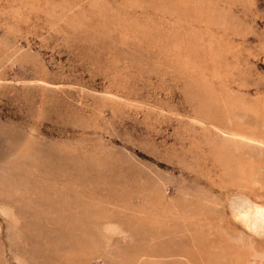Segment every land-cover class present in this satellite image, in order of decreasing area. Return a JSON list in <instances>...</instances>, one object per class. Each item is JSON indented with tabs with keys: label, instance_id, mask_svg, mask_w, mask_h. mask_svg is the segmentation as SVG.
I'll return each instance as SVG.
<instances>
[{
	"label": "rangeland",
	"instance_id": "1",
	"mask_svg": "<svg viewBox=\"0 0 264 264\" xmlns=\"http://www.w3.org/2000/svg\"><path fill=\"white\" fill-rule=\"evenodd\" d=\"M226 114L264 123V0H0V264H264Z\"/></svg>",
	"mask_w": 264,
	"mask_h": 264
},
{
	"label": "bare ground",
	"instance_id": "2",
	"mask_svg": "<svg viewBox=\"0 0 264 264\" xmlns=\"http://www.w3.org/2000/svg\"><path fill=\"white\" fill-rule=\"evenodd\" d=\"M229 101L226 100V102ZM235 103L237 106H244L240 100L236 99ZM247 109L254 111L251 107H247ZM231 117L229 114H226L227 126L219 127L216 133L219 137L226 138L225 142L227 139L235 142L237 144L235 149L240 151L236 156L228 158L225 155V151H222V147L219 146L217 147V160L223 164L227 171H230L231 177L238 181L240 185H251L256 183L260 178L264 180V174L262 173V168L264 167V123L261 125L262 127L256 122L248 127L236 116ZM225 142L223 143L224 145ZM245 146H248V151L245 149ZM253 147H256L258 150L254 151ZM259 155L261 159L258 161L257 156L259 157ZM256 169L258 173H256ZM235 214L242 221L246 230L248 228L255 234L264 230V207L250 205L245 200H241L236 204ZM240 242L246 247L251 246L247 241Z\"/></svg>",
	"mask_w": 264,
	"mask_h": 264
}]
</instances>
